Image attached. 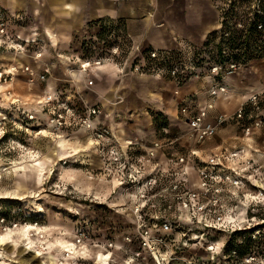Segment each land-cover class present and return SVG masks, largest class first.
I'll return each instance as SVG.
<instances>
[{
	"label": "rangeland",
	"instance_id": "1",
	"mask_svg": "<svg viewBox=\"0 0 264 264\" xmlns=\"http://www.w3.org/2000/svg\"><path fill=\"white\" fill-rule=\"evenodd\" d=\"M33 1L18 0L16 6L7 0L0 1V237H5L4 243H0V264H66L68 253H62L60 247L66 242L74 244L80 230L86 234L80 246L84 254L77 253L71 264L136 262L132 261L137 250L132 216L135 191L118 184L116 171L109 173L104 170L87 133L59 132L46 125L36 103L48 92L61 91L62 99L72 105L97 106L103 112L104 124L116 138L160 137L172 142L159 156V163L163 166L173 155H186L190 150H199V155L205 159L219 146L228 150L243 147L251 152L248 156L251 160L248 170L251 181L259 183L264 178V98L259 102L258 109L250 112L253 120L262 121L260 127L253 130L250 140L244 139L242 132L243 125L249 122L236 121L233 116L219 129H222L220 137H213L200 145L183 139L173 142L175 137H182L186 131L180 115L181 105L190 103L199 107L210 104L212 108L211 102L216 99L211 100L208 95H189L176 108V121L183 125L184 130L181 126L169 127L167 116L155 112L151 97H156L153 94L157 93V87L169 88L171 84L167 80H172L162 77L166 81H157L151 73L131 71L128 66L136 62L129 52L132 45L121 37L113 25L98 21L85 25L71 37H58L56 31L40 29L36 24L37 15L35 18L29 11L39 8L40 4L38 0ZM215 1L219 7L225 3V0ZM253 4V0H233V10L226 15V26L230 31L225 42L232 58L234 53L239 67L234 74L226 77L225 82L229 77H237L240 69H255L257 74L259 70H264V41L252 33L244 43V32L234 28L238 23L244 26L253 23ZM262 10L263 15L257 20L264 22V0ZM98 25L101 27L97 28ZM47 32L57 36L55 42ZM209 37L200 55L206 59L210 53L214 62V41H218V36L213 34ZM117 44L119 56H114L112 50ZM39 53L41 56L37 57ZM101 58L104 61L94 67H102L100 73L95 74L90 69L86 73L81 72L82 63ZM194 79H200V76ZM88 80H92V85H88ZM257 80L261 88L245 81L247 90L252 88L250 93L264 88V79ZM29 115L36 120L30 121ZM172 137L173 141L169 140ZM210 148L212 151L208 150ZM203 150L205 152H201ZM128 152L132 159L140 156L133 149ZM191 163L195 164L196 160ZM244 188L243 192L254 187L245 183ZM255 207L254 211H250L241 204L236 205L235 214L238 221H242L240 226L262 225L264 203ZM174 212L171 210V215L177 216ZM28 225L39 228L38 231H30L35 239V244L31 240L35 248L26 246L25 233L21 228ZM188 228L194 232L201 231L191 226ZM261 229L264 231V224ZM243 232H212L213 239H204L207 243L223 244L234 236L235 244L250 247L252 254H249L254 256V261L249 264H264V233L247 245ZM126 238L131 242L127 243ZM173 238L180 240L175 233ZM193 244L197 243L191 241L190 247ZM197 247L177 256H201L200 259H205V252ZM102 254H109V259L102 261ZM246 258L248 255L240 261L233 259V264H248ZM220 259L226 262V258ZM147 260L150 262L148 257ZM171 264L181 262L177 260Z\"/></svg>",
	"mask_w": 264,
	"mask_h": 264
},
{
	"label": "built area",
	"instance_id": "2",
	"mask_svg": "<svg viewBox=\"0 0 264 264\" xmlns=\"http://www.w3.org/2000/svg\"><path fill=\"white\" fill-rule=\"evenodd\" d=\"M253 1V23L248 26L238 23L234 28L244 32V40L253 33L264 41V22L257 20L263 15L262 0ZM232 3L233 0H225L221 7L218 6L220 27L215 31L218 41H214V62L210 53L206 59L200 55L204 47H188L190 55H183L181 52L150 51L131 46L129 52L134 55L136 62L128 66L129 69L137 74L145 72L170 79L177 86L187 79L206 75L211 81L207 91L211 100L228 94L225 79L239 67L234 53L232 58L228 52V43L225 42L230 31L226 26V15L233 10ZM119 49L117 44L112 55L119 56ZM40 56V53L37 54V57ZM101 61L104 58L87 60L80 65L81 72L92 70ZM87 83L92 85V80ZM61 96V91L48 92L36 103L46 125L59 132L67 130L87 133L97 149L104 170L109 173L116 171L118 184L135 191L132 216L137 250L132 256V261H136L133 264H171L177 260L181 264H233V251L228 256L224 253L226 243H207L204 238H211L212 232L217 234L249 231L251 241L254 242L264 233L261 229L263 218L260 220L262 225L256 223L247 227L240 226L242 221L239 219V222L235 214L237 204L254 211L256 205L264 203V178L259 183L256 180L251 181L252 176L248 171L251 167V160L248 159L250 150L243 147L228 150L219 146L206 155L205 159L201 158L199 150H190L186 155H173L166 160L168 164L163 166L159 163V156L163 155L165 148L172 142L158 139L146 145L142 141L135 142L130 139L119 141L104 124L102 112L97 106L72 105ZM262 98L264 88L252 91L245 101L239 103L232 117L220 114L209 118L210 104L199 107L190 103L182 104L180 115L186 131L182 137H175L173 142L183 139L195 145L203 144L212 139L233 116L236 121L249 122L243 125L242 132L244 139L250 140L253 130L262 124L261 120H253L250 112L258 109ZM28 119L36 120L32 115ZM246 144L249 146L248 142ZM132 149L140 153L137 159L131 158L128 151ZM195 160L196 163L192 164ZM62 162L66 163L64 160ZM245 183L254 188L243 192ZM171 210H175L177 216L171 215ZM188 226L201 231L188 230ZM174 233L180 238L179 241L173 238ZM85 235L82 230L76 234L74 246L79 254H84L80 246ZM126 241L130 243L131 239L126 238ZM191 241L198 245L193 244L190 247ZM219 244L221 245L218 248ZM195 246L205 252V259H200L201 256H177ZM221 257L226 258V262L221 261ZM245 261L248 264L253 262L254 256L248 255Z\"/></svg>",
	"mask_w": 264,
	"mask_h": 264
},
{
	"label": "crops",
	"instance_id": "3",
	"mask_svg": "<svg viewBox=\"0 0 264 264\" xmlns=\"http://www.w3.org/2000/svg\"><path fill=\"white\" fill-rule=\"evenodd\" d=\"M7 1L14 4V6L19 3L18 0ZM38 1L39 8H31L29 12L35 18L37 15L36 24H39L40 29L54 30L57 32L58 37L68 38L87 24L106 21L105 24L108 22L113 25L129 45L140 47L143 50L181 52L183 55H190L188 47L202 49L209 35L220 27V13L215 0ZM101 25H98L97 28H100ZM95 29L93 28V30ZM47 33L55 42L57 36H54L51 32ZM101 68H93L91 71L97 74L100 73ZM203 76L200 79L190 78L189 81L180 86L167 80L171 84L169 88L157 87L155 91L157 93L153 94L156 97H151V100L155 105V112L167 116L169 127L181 126L184 130L183 125L176 121V108L189 95L201 94V97L202 95L207 97L211 81L208 77ZM257 78L264 79V70H259L257 74L255 69H240L237 77H229L225 82L228 87V94L211 102L214 108H210L209 118H214L220 114L233 115L239 103L246 100L252 89L248 88L247 90L245 81L252 82L255 85L254 87L261 88ZM153 79L166 81V79L157 75H153ZM142 94L145 95V93ZM168 131L169 128H167ZM221 132L222 129L214 137H220ZM117 139L119 141L127 139L135 142L142 141L144 144L149 145L160 139V137H117ZM171 139H174V137L169 138V140ZM208 150L212 151L211 148ZM208 150L206 149V151ZM201 152H205V150Z\"/></svg>",
	"mask_w": 264,
	"mask_h": 264
},
{
	"label": "bare ground",
	"instance_id": "4",
	"mask_svg": "<svg viewBox=\"0 0 264 264\" xmlns=\"http://www.w3.org/2000/svg\"><path fill=\"white\" fill-rule=\"evenodd\" d=\"M61 146H62V144H60ZM79 151H77L76 153H78ZM67 157H69V156H67ZM22 229V231H24V233H25V237H26V242H27V244H26V246L28 247V248H35V239L34 238H32V235H30V231H32V230H34V231H38L39 230V228H33L32 227V225L30 226V225H28V226H26V227H22L21 228ZM211 239H213V237L211 238ZM34 241V244L32 243V241ZM61 252L62 253H68V258H65V263L66 264H71L72 262H70V261H73L74 259H75V257H76V254H77V250H76V248H75V246H74V244L73 243H71V242H66L64 245H62L61 247ZM39 252H42V250L41 249H37ZM43 254V253H42ZM109 254L108 255H103L102 254V257H101V260L103 261L105 258H107V259H109ZM156 258H157V256H156ZM157 260H158V258H157Z\"/></svg>",
	"mask_w": 264,
	"mask_h": 264
},
{
	"label": "trees",
	"instance_id": "5",
	"mask_svg": "<svg viewBox=\"0 0 264 264\" xmlns=\"http://www.w3.org/2000/svg\"><path fill=\"white\" fill-rule=\"evenodd\" d=\"M215 34V32L211 33L209 36ZM209 38H207V41L209 42ZM205 42V44H207L208 42ZM246 42V40H244V43ZM246 235V242L247 245H250L251 238H250V234L249 231H244L243 232ZM235 235V234H234ZM234 236L230 237V239L226 242L225 247H224V253L226 256L230 255V253L233 251V259L234 260H241L243 259L245 256L247 255H251L252 252L250 251V247L247 246H241L242 243H240V245H237L233 242ZM251 253V254H249Z\"/></svg>",
	"mask_w": 264,
	"mask_h": 264
},
{
	"label": "snow or ice",
	"instance_id": "6",
	"mask_svg": "<svg viewBox=\"0 0 264 264\" xmlns=\"http://www.w3.org/2000/svg\"><path fill=\"white\" fill-rule=\"evenodd\" d=\"M47 135V133H45ZM5 237H0V243H4Z\"/></svg>",
	"mask_w": 264,
	"mask_h": 264
}]
</instances>
